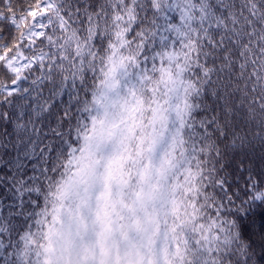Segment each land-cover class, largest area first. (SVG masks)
I'll return each mask as SVG.
<instances>
[{"label": "snow or ice", "instance_id": "snow-or-ice-1", "mask_svg": "<svg viewBox=\"0 0 264 264\" xmlns=\"http://www.w3.org/2000/svg\"><path fill=\"white\" fill-rule=\"evenodd\" d=\"M0 264H264V0H0Z\"/></svg>", "mask_w": 264, "mask_h": 264}]
</instances>
